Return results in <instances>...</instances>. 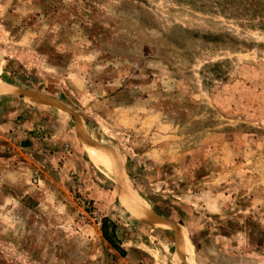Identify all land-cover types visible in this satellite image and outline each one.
<instances>
[{
    "label": "rangeland",
    "instance_id": "374dc122",
    "mask_svg": "<svg viewBox=\"0 0 264 264\" xmlns=\"http://www.w3.org/2000/svg\"><path fill=\"white\" fill-rule=\"evenodd\" d=\"M0 91V264H264V0H0Z\"/></svg>",
    "mask_w": 264,
    "mask_h": 264
},
{
    "label": "trees",
    "instance_id": "16d2710c",
    "mask_svg": "<svg viewBox=\"0 0 264 264\" xmlns=\"http://www.w3.org/2000/svg\"><path fill=\"white\" fill-rule=\"evenodd\" d=\"M102 234L105 241L117 252H122L120 245L117 242L116 237V224L105 218L102 221Z\"/></svg>",
    "mask_w": 264,
    "mask_h": 264
},
{
    "label": "crops",
    "instance_id": "0c3cea01",
    "mask_svg": "<svg viewBox=\"0 0 264 264\" xmlns=\"http://www.w3.org/2000/svg\"><path fill=\"white\" fill-rule=\"evenodd\" d=\"M5 94H7V93H3V92L0 91V97H7L8 95H5ZM8 125H9V123H7L6 121H4L3 119L0 118V129H1V130L4 129V128H7ZM135 199L137 200V197H136L135 194H134V195L132 196V199H131L132 206H133V201H135ZM136 215H137V214H136ZM183 244H184V243H182V244L180 245L179 248H181V246H182ZM179 248H178V250H179ZM178 250H177V251H178ZM177 251L174 253V255H173V259L171 260L170 264H176V261H177V259L179 258L180 254H181V253H179V254L177 255V257H176L175 254L177 253ZM184 256H185V255H184ZM183 259H184V258H183ZM182 261H183V260H182Z\"/></svg>",
    "mask_w": 264,
    "mask_h": 264
},
{
    "label": "bare ground",
    "instance_id": "6f19581e",
    "mask_svg": "<svg viewBox=\"0 0 264 264\" xmlns=\"http://www.w3.org/2000/svg\"><path fill=\"white\" fill-rule=\"evenodd\" d=\"M135 211L137 212V216L138 217H144V215L143 214H141L140 212H138L136 209H135ZM147 217V216H146ZM150 217V216H149ZM182 257H183V254L181 253L180 254V256H179V258L177 259V261H176V264H179L180 262H181V259H182Z\"/></svg>",
    "mask_w": 264,
    "mask_h": 264
},
{
    "label": "water",
    "instance_id": "95a60500",
    "mask_svg": "<svg viewBox=\"0 0 264 264\" xmlns=\"http://www.w3.org/2000/svg\"><path fill=\"white\" fill-rule=\"evenodd\" d=\"M157 219L160 220L158 217H157ZM160 221H161V220H160ZM162 223H166V222H163V221H162Z\"/></svg>",
    "mask_w": 264,
    "mask_h": 264
}]
</instances>
